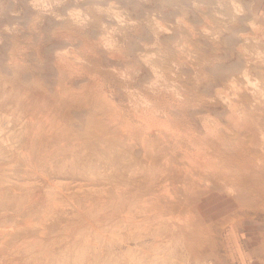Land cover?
<instances>
[{
	"label": "rangeland",
	"instance_id": "374dc122",
	"mask_svg": "<svg viewBox=\"0 0 264 264\" xmlns=\"http://www.w3.org/2000/svg\"><path fill=\"white\" fill-rule=\"evenodd\" d=\"M244 71L264 0H0V264H264V194L185 153L242 134L264 175V105H228Z\"/></svg>",
	"mask_w": 264,
	"mask_h": 264
},
{
	"label": "bare ground",
	"instance_id": "6f19581e",
	"mask_svg": "<svg viewBox=\"0 0 264 264\" xmlns=\"http://www.w3.org/2000/svg\"><path fill=\"white\" fill-rule=\"evenodd\" d=\"M37 1V0H36ZM96 1V0H95ZM180 1V0H179ZM228 1V0H227ZM111 2V1H110ZM27 3V2H26ZM232 3V2H231ZM233 5V4H232ZM67 6V5H66ZM237 6V5H236ZM236 6H234V7H236ZM236 9V8H235ZM113 10V9H112ZM205 10V9H204ZM71 11V10H70ZM207 12V11H206ZM75 13V12H74ZM77 13V12H76ZM79 13V12H78ZM76 14V15H79V14ZM170 14V13H169ZM71 15H73V14H71ZM71 17V16H70ZM73 17V16H72ZM178 17V16H177ZM232 17V16H231ZM111 18V17H110ZM180 19V18H179ZM201 20V19H200ZM158 21V20H157ZM180 21H182V20H180ZM184 22V21H183ZM200 23V22H199ZM254 26V25H253ZM168 29V28H167ZM255 29H256V27H255ZM169 31V30H168ZM98 33V32H97ZM103 36V35H102ZM228 37V36H227ZM104 38V37H103ZM100 39H102V38H100ZM104 41L106 40L105 38L103 39ZM102 41V40H101ZM155 41V40H154ZM242 42V41H241ZM67 43V42H66ZM101 43V42H100ZM104 43H106V42H104ZM108 43V42H107ZM172 44H174V43H172ZM176 44V43H175ZM174 44V46H176ZM150 45V44H149ZM241 45V44H240ZM147 46V45H146ZM187 46V45H186ZM71 47V46H70ZM110 47V46H109ZM135 47V46H134ZM184 47V46H183ZM182 47V48H183ZM46 48V47H45ZM154 48V47H153ZM176 48H179L178 46L176 47ZM189 48V47H188ZM238 48H239V46H238ZM117 49V48H116ZM241 49V48H240ZM177 50H179V49H177ZM239 50V49H238ZM178 52H180V51H178ZM182 52V51H181ZM187 52V51H186ZM117 54H118V52H116ZM126 53V52H125ZM61 54V53H60ZM66 54V53H65ZM68 54V53H67ZM145 54H147V53H145ZM119 56V55H118ZM117 56V57H118ZM151 56V55H150ZM66 57V56H65ZM120 57V56H119ZM149 57V56H148ZM79 58V57H78ZM114 58V57H113ZM238 58V57H237ZM66 59V58H65ZM143 59V58H142ZM148 59V58H147ZM145 60V59H144ZM150 60V59H149ZM151 61H153V60H151ZM237 61V60H236ZM260 61V60H259ZM73 62V61H72ZM154 62V61H153ZM247 62V61H246ZM146 63H148V62H146ZM249 63V62H248ZM61 64H63V62L61 63ZM236 64V63H235ZM241 64H242V62H241ZM247 64V63H246ZM68 65V64H67ZM72 65V64H71ZM73 66V65H72ZM245 66V65H244ZM258 66V65H257ZM215 67H217V66H215ZM254 67H255V65H254ZM259 67V66H258ZM213 68V67H212ZM242 68V67H241ZM244 68V67H243ZM256 68V67H255ZM254 68V69H255ZM76 69V68H75ZM156 69V68H155ZM214 69V68H213ZM212 69V70H213ZM257 69V68H256ZM255 69V70H256ZM259 69V68H258ZM157 70V69H156ZM242 70V69H241ZM75 71V70H74ZM115 71V70H114ZM153 71V70H152ZM238 71H239V69H238ZM257 71V70H256ZM72 72V71H71ZM77 72H78V70H77ZM80 72V71H79ZM161 73V72H160ZM257 73V72H256ZM77 74V73H76ZM138 74V73H137ZM156 74V73H155ZM158 74V73H157ZM77 75H79V74H77ZM123 75V74H122ZM243 75H244V81H243V85L242 86H239V87H237L236 88V90H234V89H231V90H234V91H232L233 92V96L235 97L234 99L232 98V99H229L228 100V105L229 106H231V107H236L235 106V104L238 102V101H241V100H243V99H246V100H248L249 99V97H248V85L249 86H252V87H254V91H253V93L252 94H254L253 96H251L252 98H253V100L256 102V103H261L262 102V104L264 105V78L263 79H260V82L258 83V81H259V79H256V78H254V79H251L250 77H249V75H248V73L246 72V71H244L243 72ZM156 76V75H155ZM164 76V75H163ZM98 77V76H97ZM96 77V78H97ZM157 77V76H156ZM259 77V76H258ZM99 78V77H98ZM241 78V77H240ZM151 79V78H150ZM231 79H233V78H231ZM228 80V79H227ZM155 80H153V82H154ZM232 81V80H231ZM233 82V81H232ZM231 82V83H232ZM168 83V82H167ZM227 83H229V82H227ZM155 84V83H154ZM156 84H157V82H156ZM234 84V86H235V82L234 83H232V85ZM103 85V84H102ZM101 85V86H102ZM167 86H169L168 84H166ZM175 85V84H174ZM147 86H149V85H147ZM170 86H171V84H170ZM228 86H229V84H228ZM164 87H166L165 86V84H164ZM174 87V86H173ZM230 87V86H229ZM152 88H153V86H152ZM207 88V87H206ZM224 88H226V87H224ZM231 88H232V86H231ZM234 88V87H233ZM229 89V88H228ZM162 90V89H161ZM173 90V89H172ZM171 90V91H172ZM219 90V89H218ZM217 90V91H218ZM131 91V90H130ZM148 91V90H147ZM150 91V90H149ZM164 91V90H163ZM223 91V90H222ZM100 92V91H99ZM132 92V91H131ZM159 92V91H158ZM165 92V91H164ZM170 93L171 92H169V96H170ZM222 93V92H221ZM225 93V92H224ZM99 94V93H98ZM104 94V93H103ZM102 94V95H103ZM173 94V93H172ZM218 94V93H217ZM101 95V96H102ZM131 95V94H130ZM174 95V94H173ZM173 95H172V99H174L173 98ZM218 95H220V94H218ZM163 96H164V94H163ZM166 96H167V94H166ZM222 95H220V97H221ZM227 96V95H226ZM100 97V96H99ZM161 98H162V96H161ZM161 98H160V100H161ZM169 98V97H168ZM167 98V99H168ZM218 98H219V96H218ZM222 98V97H221ZM228 98H231V96H229ZM106 99V98H105ZM224 99V98H223ZM223 99H221V100H223ZM225 99L227 100V97H225ZM224 99V100H225ZM104 100V99H103ZM108 100V99H107ZM144 100V99H143ZM169 100H171V98H169ZM105 101V100H104ZM164 101H166V99L164 100ZM107 102V101H106ZM171 103H172V101H171ZM174 103V102H173ZM242 104V103H241ZM137 105V104H136ZM142 105H144V104H142ZM112 106H113V104H112ZM242 106H243V104H242ZM246 106H247V103H246ZM145 107V106H144ZM169 107V106H168ZM231 107H230V109H231ZM240 107V106H239ZM259 107H263L264 108V106H259ZM149 108V107H148ZM171 108V107H170ZM117 109V108H116ZM157 110V109H156ZM244 110H248V108L246 107ZM111 111H113V110H111ZM115 111V110H114ZM151 111V110H150ZM234 111V110H233ZM241 112V111H240ZM115 113V112H114ZM128 113V112H127ZM149 113V112H148ZM151 113V112H150ZM157 113V112H156ZM164 113V112H163ZM234 113V112H233ZM236 113V112H235ZM245 113V112H244ZM244 113H243V115H244ZM230 114V113H229ZM228 114V115H229ZM232 114V113H231ZM237 114V113H236ZM151 115H154V114H151ZM165 115H168V114H164L163 116H165ZM187 115V114H186ZM248 115V114H247ZM110 116V115H109ZM141 116V115H140ZM155 116V115H154ZM162 116V117H163ZM197 116V115H196ZM207 116V115H206ZM252 116V115H251ZM134 117V116H133ZM137 117V116H136ZM156 117H158V116H156ZM165 117H169V116H165ZM165 117H164V119H165ZM209 117V116H208ZM230 117H232V116H230ZM235 117V116H234ZM244 117H247V116H245L244 115ZM102 118V117H101ZM150 118H151V116H150ZM174 118V117H173ZM248 118V117H247ZM141 119V118H140ZM139 119V120H140ZM143 119V118H142ZM153 119V118H152ZM160 119V118H159ZM159 119H157V120H159ZM163 119V120H164ZM211 119V118H210ZM235 119V118H234ZM233 118H232V120H234ZM236 119H237V117H236ZM239 119H241L240 117H239ZM250 119V118H249ZM5 120V119H4ZM149 120V119H148ZM163 120H161L160 119V121L159 122H161L162 124L164 123V122H166L165 120H164V122H163ZM231 120V121H232ZM2 121V120H1ZM150 121H151V119H150ZM203 121H205V120H203ZM215 121V120H214ZM237 121H239L238 119L236 120V122ZM253 121V120H252ZM131 122V121H130ZM153 122V121H152ZM155 122V121H154ZM158 122V121H157ZM156 122V123H157ZM158 122V123H159ZM233 122H235V121H233ZM156 124V125H161V123H159V124ZM203 123V122H202ZM125 124V123H124ZM137 124V123H136ZM164 124H166V123H164ZM237 124H240L239 122L237 123ZM241 124H242V121H241ZM240 124V125H241ZM249 123L248 122H246V124L244 125H241L240 127H242V128H245L247 131H250L251 132V135H254L255 136V134H253V130H252V127H250V125H248ZM151 125V124H150ZM149 125V126H150ZM204 125H205V123H204ZM208 125V124H207ZM2 126V125H1ZM148 126V127H149ZM162 126V125H161ZM167 126H168V124H167ZM209 126V125H208ZM212 126V125H211ZM215 126V125H214ZM217 126V125H216ZM215 126V127H216ZM244 126V127H243ZM152 128L154 127V126H151ZM210 127V126H209ZM236 127H238L239 129H240V127H239V125L238 126H236ZM150 129V127H149V129H147L146 131H147V134H146V136L148 135V136H150L151 134H155L157 137H159V138H161V139H163L164 138V135H161V133L159 132V131H157V132H155V131H153V129ZM159 128V127H158ZM162 128H163V126H162ZM166 128V127H165ZM241 128V129H242ZM47 129V128H46ZM125 129V128H124ZM160 129V128H159ZM166 129H168V128H166ZM165 129V130H166ZM208 128L206 127V131H208L207 130ZM213 129V128H212ZM221 129V132H222V128H220ZM231 129V128H230ZM123 130V129H122ZM130 130V129H129ZM152 130V131H151ZM161 130H163V129H161ZM210 130V129H209ZM214 130V129H213ZM212 130V131H213ZM219 130V129H218ZM125 131V130H124ZM173 131V130H172ZM187 131V130H186ZM216 131V130H215ZM215 131H213L212 133H214ZM231 131V130H230ZM1 132H2V130H1ZM1 132H0V134H1ZM19 132V131H18ZM122 132V131H121ZM171 132V131H170ZM173 132H175V130L173 131ZM172 132V133H173ZM187 132H189V131H187ZM209 132H211V131H209ZM208 132V133H209ZM234 132V131H233ZM16 133V132H15ZM125 133V132H124ZM177 133V132H176ZM186 133V132H185ZM211 133V134H212ZM217 133V132H216ZM247 133V132H246ZM263 133V132H262ZM128 134V133H127ZM144 134H145V132H144ZM175 134V133H174ZM173 134V135H174ZM193 134V133H192ZM191 134V135H192ZM221 134H224V133H221ZM227 134V133H226ZM233 134H235V133H233ZM8 135V134H7ZM178 135H179V133H178ZM187 135V134H186ZM188 135H189V133H188ZM205 135V134H204ZM228 136H229V134H227ZM242 135V134H241ZM241 135L240 136H237V137H233V138H231L232 140L231 141H223V142H221V143H217V144H213L212 143V141H210V145H209V143H208V145L207 146H205V147H203V146H197V147H193L192 148V150H188L187 152H185L187 155H189V158H188V156H186V160H188L189 162V165L191 166V168L192 167H194L195 169H197V171L198 172H202V174H209V173H211V175L212 174H218V175H220V177H223L224 179H227V180H229L230 182H232V183H237V184H240V185H244L247 181H250L251 182V180H252V183L254 184V186H255V189H256V191L258 192V193H262V194H264V175L260 172L261 170H260V165L258 164V162L256 163V161H254V155L255 156H257L256 154H254V152H252V150L248 147V145L247 144H245L247 141L245 140V142L244 141H242L241 140ZM248 135V134H247ZM246 135V136H247ZM108 136H110V135H108ZM180 136V135H179ZM184 136V135H183ZM194 136V135H193ZM207 136V135H206ZM214 136V135H213ZM223 136V135H222ZM221 136V137H222ZM231 136H232V134H231ZM243 136V135H242ZM246 136H244V137H246ZM1 138L0 139H2V136H0ZM4 137H6V135H4ZM199 137V136H198ZM250 137V136H249ZM252 137V136H251ZM250 137V138H251ZM142 138H143V135H142ZM215 138V137H214ZM226 139H227V136L225 137ZM5 139V141H6V139L7 138H4ZM195 139V138H194ZM247 139V138H246ZM3 140V139H2ZM0 141V142H3L4 143V140L3 141ZM142 140H144V138L142 139ZM142 140H141V142H142ZM230 140V139H229ZM250 140V139H249ZM222 141V140H221ZM233 141V142H232ZM78 142V141H77ZM103 142V141H102ZM133 142V141H132ZM230 142H232V143H230ZM3 143H1V145H4ZM104 143H106V142H104ZM248 143V142H247ZM115 144V143H114ZM124 144V143H123ZM128 144V143H127ZM0 145V146H1ZM14 145V144H13ZM100 145H103V144H100ZM121 145V144H120ZM142 145V144H141ZM117 146V145H116ZM127 146H130V144L129 145H127ZM136 146V145H135ZM263 146V145H262ZM9 148H13V146L12 147H10V145L8 146ZM8 147H6L7 149H8ZM102 147V146H101ZM46 148V147H45ZM118 148V147H117ZM143 148V147H142ZM255 148V147H254ZM263 148V147H262ZM133 149V148H132ZM136 149H137V147H136ZM258 149V148H257ZM108 150V149H107ZM130 150H131V148H130ZM8 151V150H7ZM51 151V150H50ZM109 151V150H108ZM117 151V150H116ZM258 151V155H261L259 152H260V150H257ZM257 151L255 152V153H257ZM1 152V151H0ZM19 152V151H18ZM174 152V151H173ZM13 153V152H12ZM109 153V152H108ZM119 153V152H118ZM135 153H137L138 154V150L135 152ZM184 153V152H183ZM17 154V153H16ZM0 155H1V153H0ZM109 155V154H108ZM131 155V154H130ZM129 155V156H130ZM19 156H22V154L20 155V152H19ZM104 156V155H103ZM105 156H107V154L105 155ZM126 156V155H125ZM132 156V155H131ZM6 157V156H5ZM181 157V156H180ZM184 157V156H183ZM2 159H3V155H2V157H1ZM109 158V157H108ZM129 157H128V155H127V159H128ZM132 158H134L133 156H132ZM142 158L146 161V162H152L153 161V156L150 154V153H148L145 149L143 150V153H142ZM260 158H262L261 156H260ZM126 159V158H125ZM108 160V159H107ZM133 160V159H132ZM131 160V161H132ZM257 160H259V159H257ZM109 161V160H108ZM123 161V160H122ZM125 161V160H124ZM121 162V161H120ZM127 162V161H126ZM260 162V161H259ZM113 163V162H112ZM114 164V163H113ZM112 164V165H113ZM149 164V163H148ZM116 165V167H117V165L118 164H115ZM114 165V166H115ZM135 165H136V163H135ZM50 166V165H49ZM111 166V165H110ZM120 166V165H119ZM185 166V165H184ZM116 167H112V168H116ZM3 168V167H2ZM186 168V167H185ZM190 168V167H189ZM111 169V168H110ZM132 169V168H131ZM187 169H188V167H187ZM90 170H92V169H90ZM108 170V169H107ZM113 170V169H112ZM115 170V169H114ZM117 170V169H116ZM86 171V170H85ZM100 171V170H99ZM190 171V170H189ZM192 171V170H191ZM9 172V171H8ZM107 172V171H106ZM109 172V171H108ZM107 172V173H108ZM131 172V171H130ZM132 173H134V172H132ZM190 173V172H189ZM87 174H88V172H87ZM91 174V173H90ZM89 174V175H90ZM93 174V173H92ZM91 176V175H90ZM120 176V175H119ZM33 177V176H32ZM109 177V176H108ZM128 177V176H127ZM87 178H89V176L87 177ZM92 178H93V176H92ZM195 178V177H194ZM202 178V177H201ZM113 179V178H112ZM90 180H92V179H90ZM63 181V180H62ZM105 181V180H104ZM201 181V180H200ZM106 182V181H105ZM28 184V183H27ZM249 184V183H248ZM2 186V185H1ZM90 187V186H89ZM166 187V186H165ZM164 187V188H165ZM249 187H251L250 185H249ZM45 188V187H44ZM28 190V189H27ZM91 190H93V189H91ZM80 191V190H79ZM1 192V191H0ZM16 192V191H15ZM161 192V191H160ZM102 193H104V192H102ZM157 194V193H156ZM12 195V194H11ZM169 195V194H168ZM171 195V194H170ZM254 195H255V193H254ZM257 195H259V194H257ZM256 195V196H257ZM171 197V196H170ZM13 198H14V195H13ZM16 198V197H15ZM257 198V197H256ZM259 198V197H258ZM257 198V199H258ZM3 200V199H2ZM1 200V201H2ZM16 200V199H15ZM97 200H99L98 198H97ZM0 201V202H1ZM3 201H5V200H3ZM16 202L17 201H15L14 203L16 204ZM2 203V202H1ZM58 204V203H57ZM1 205V204H0ZM17 205V204H16ZM3 206V205H2ZM3 208V207H2ZM15 208H17V206L15 207ZM4 209V208H3ZM3 209H1V210H3ZM44 209V208H43ZM1 212V211H0ZM4 215V214H3ZM144 219H148V218H144ZM25 223V222H24ZM10 227V226H9ZM155 227V226H154ZM5 229V228H4ZM7 229H8V227H7ZM11 230H12V228H11ZM6 231V230H5ZM140 231V230H139ZM2 233V232H1ZM130 235V234H129ZM154 236V235H153ZM152 236V237H153ZM30 240V239H29ZM139 241H142V240H139ZM155 240L153 239L152 240V243L154 244L155 242H154ZM137 244V243H136ZM157 246H158V244H157ZM131 255H132V253H131ZM114 264V263H113Z\"/></svg>",
	"mask_w": 264,
	"mask_h": 264
}]
</instances>
